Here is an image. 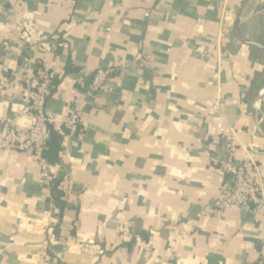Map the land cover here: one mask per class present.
<instances>
[{"label":"crops","instance_id":"crops-1","mask_svg":"<svg viewBox=\"0 0 264 264\" xmlns=\"http://www.w3.org/2000/svg\"><path fill=\"white\" fill-rule=\"evenodd\" d=\"M253 1L0 0V145L7 119L19 140L31 124L22 113L37 73L24 57L57 79L48 112L64 118L80 101V130L55 163L78 212L54 204L30 153L0 149V264L256 262L264 210L218 207L231 190L225 150L264 191V14L246 11ZM112 66L121 78L83 97Z\"/></svg>","mask_w":264,"mask_h":264},{"label":"built area","instance_id":"built-area-1","mask_svg":"<svg viewBox=\"0 0 264 264\" xmlns=\"http://www.w3.org/2000/svg\"><path fill=\"white\" fill-rule=\"evenodd\" d=\"M227 6L229 0H219ZM226 8V7H225ZM34 62L30 57H24L21 67L26 71H36L37 82L27 84L28 106L22 113L31 119V124L25 137L19 140L17 118L6 120V134L0 149L13 150L22 153H30L41 170L42 182L51 186L57 180L58 166L52 164L45 156L53 131H58L66 137L75 136L80 130V114L78 106L80 101L74 100L69 105V113L64 118L47 111V101L54 91L52 74L43 66ZM124 70L120 66H112L98 69L94 72L88 83L84 96L104 93L108 89L111 80L121 78ZM224 156L219 159V169L222 174L229 176L231 190L225 198L219 202L222 210H231L248 207L253 204L256 210H264V191L262 186L248 180L245 165L237 161L230 150L224 151ZM254 264H264L263 250Z\"/></svg>","mask_w":264,"mask_h":264},{"label":"trees","instance_id":"trees-1","mask_svg":"<svg viewBox=\"0 0 264 264\" xmlns=\"http://www.w3.org/2000/svg\"><path fill=\"white\" fill-rule=\"evenodd\" d=\"M35 62V61H34ZM37 63V62H36ZM42 65L37 66L39 68H41ZM44 67V66H43ZM68 70H73V71H77L78 69H71V67ZM49 71V70H48ZM53 77V84H54V91L56 89V84H57V79ZM64 135L59 134L57 131H53L52 133V137L51 140L48 144V150L45 153V156L48 158V160L52 163L55 164L57 163L58 159H59V154L60 151L62 150V143H63V139H64ZM226 176V175H224ZM229 180L230 177L226 176ZM231 182V181H230ZM52 197H53V201L54 204L60 208V210L63 211H69V210H75L78 212V208H73L71 206H69L68 203L64 202V198L66 197L64 190L61 188L60 182H56L54 181L52 184ZM70 235L74 236L75 235V230H72V232H70ZM136 245V239L132 238L131 240H126L124 241L121 246L125 247L129 252H131L134 248V246Z\"/></svg>","mask_w":264,"mask_h":264},{"label":"rangeland","instance_id":"rangeland-1","mask_svg":"<svg viewBox=\"0 0 264 264\" xmlns=\"http://www.w3.org/2000/svg\"><path fill=\"white\" fill-rule=\"evenodd\" d=\"M250 10L255 11V12H259L260 11V12H263V14H264V2H262L261 0H254L253 3L250 6L247 7L246 11L250 12ZM263 24H264V22H263Z\"/></svg>","mask_w":264,"mask_h":264},{"label":"water","instance_id":"water-1","mask_svg":"<svg viewBox=\"0 0 264 264\" xmlns=\"http://www.w3.org/2000/svg\"><path fill=\"white\" fill-rule=\"evenodd\" d=\"M263 96H264V94H263Z\"/></svg>","mask_w":264,"mask_h":264}]
</instances>
